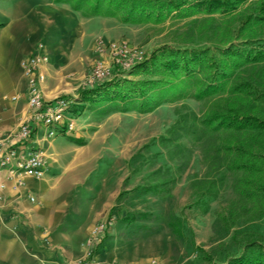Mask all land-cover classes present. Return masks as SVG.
<instances>
[{
  "label": "trees",
  "instance_id": "16d2710c",
  "mask_svg": "<svg viewBox=\"0 0 264 264\" xmlns=\"http://www.w3.org/2000/svg\"><path fill=\"white\" fill-rule=\"evenodd\" d=\"M68 4L83 16L113 17L124 24H161L193 18L197 42L159 46L143 61L111 80L79 90L73 112L84 102L109 103L104 114L150 113L165 103L202 102L197 114L188 106L176 110L174 122L158 137L163 143L190 138L202 147L206 177L195 188L216 186L222 170L235 174L236 196L220 217L224 227L240 218L264 217V0H52ZM169 186H148L159 193ZM176 231L177 228H174ZM239 245L219 264H264V234L235 233Z\"/></svg>",
  "mask_w": 264,
  "mask_h": 264
},
{
  "label": "rangeland",
  "instance_id": "374dc122",
  "mask_svg": "<svg viewBox=\"0 0 264 264\" xmlns=\"http://www.w3.org/2000/svg\"><path fill=\"white\" fill-rule=\"evenodd\" d=\"M49 2L56 13L68 8ZM201 17L139 25L110 17L113 19L100 36L105 42L123 39L142 47L147 57L159 46L197 42L196 35L192 41V19ZM94 56L101 58L97 53ZM107 106V102L77 105L80 113L73 117L75 132L57 135L54 149L68 145L70 150L64 149L63 156L76 165L66 171L65 178L76 171L84 177L76 188L100 212L97 221L112 217V236L118 241L109 247L119 263L157 259L159 264H219L239 252L233 234L244 230L264 234V217L240 218L228 228L220 222L236 198L232 190L235 174L222 170L215 176V187L195 188L193 183L206 177L201 145L186 137L165 145L158 140L174 122L178 108L188 106L201 114L202 102L186 99L165 103L150 113L104 114ZM172 178L177 182L167 192L145 190L148 186H169Z\"/></svg>",
  "mask_w": 264,
  "mask_h": 264
},
{
  "label": "crops",
  "instance_id": "0c3cea01",
  "mask_svg": "<svg viewBox=\"0 0 264 264\" xmlns=\"http://www.w3.org/2000/svg\"><path fill=\"white\" fill-rule=\"evenodd\" d=\"M52 1V0H51ZM49 0H0V132L17 130L29 116L27 83L21 62L44 42L48 61L40 70L45 98L76 97L81 79L98 60L95 39L110 17H86L68 4L56 13ZM54 3V2H53ZM94 19V20H93ZM95 19H98L97 21ZM115 19V18H114ZM99 35V36H97ZM46 128L35 125L18 153L43 150L46 166L41 178L24 176L18 185L7 171L0 174V264H75L86 256L96 212L88 196L76 187L84 180L63 156L67 144L54 149ZM82 145V144H80ZM74 149V148H72ZM71 149V150H72ZM30 196L34 198L30 200ZM90 202V206L88 205ZM113 225L94 248L97 260L119 262L109 246L118 241ZM147 260V259H146Z\"/></svg>",
  "mask_w": 264,
  "mask_h": 264
},
{
  "label": "built area",
  "instance_id": "2783aa9c",
  "mask_svg": "<svg viewBox=\"0 0 264 264\" xmlns=\"http://www.w3.org/2000/svg\"><path fill=\"white\" fill-rule=\"evenodd\" d=\"M94 46L101 58L81 79L79 86L82 89L94 87L116 76H123L125 72L146 57V51L142 47L131 45L123 39L105 42L101 37H97ZM47 61L48 54L45 44L39 41L35 51L21 62L27 83V103L30 114L17 130L4 134L0 132V174L7 171L9 177L13 178L18 185L23 184L24 176L41 178L45 171L46 157L43 150L36 148L28 150L25 154L18 153V148L31 137L35 125L45 127L46 136L49 138L59 133L73 134L76 130L73 118L77 116L73 112L76 97L60 95L47 99L41 91L40 84L44 80V75L40 68ZM30 200L33 201L34 198L30 196ZM113 223L112 217H108L93 225L86 256L75 264H122L116 261L103 263L94 255V248L102 242L106 231ZM132 264H159V261L148 259Z\"/></svg>",
  "mask_w": 264,
  "mask_h": 264
}]
</instances>
